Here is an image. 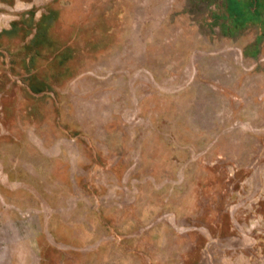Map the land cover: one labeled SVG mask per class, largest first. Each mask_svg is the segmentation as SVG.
I'll return each mask as SVG.
<instances>
[{
	"label": "rangeland",
	"instance_id": "obj_1",
	"mask_svg": "<svg viewBox=\"0 0 264 264\" xmlns=\"http://www.w3.org/2000/svg\"><path fill=\"white\" fill-rule=\"evenodd\" d=\"M49 7L70 76L0 48V264H264V0H0V31Z\"/></svg>",
	"mask_w": 264,
	"mask_h": 264
},
{
	"label": "trees",
	"instance_id": "obj_2",
	"mask_svg": "<svg viewBox=\"0 0 264 264\" xmlns=\"http://www.w3.org/2000/svg\"><path fill=\"white\" fill-rule=\"evenodd\" d=\"M1 1L9 4L14 2V0L11 2L7 0ZM27 15L28 17L26 18ZM35 15L36 11L34 9L29 12H23L20 20L12 22L11 28L1 30L0 48L4 45V36L9 38L22 36V39L25 40L31 35V38L26 43L15 50H10L9 53L12 55H16L19 52L25 53L23 64L30 73L27 77V84L32 93H42L53 89L51 84H54V79L62 82L63 78L71 75V73L68 74L71 70L67 63L72 58L73 49L69 46H64V43L52 32V28L58 20V11L49 7L48 11L42 13L38 19L35 18ZM48 55L52 56L51 70H54V72L50 73L47 71L43 72L38 66L41 57H48Z\"/></svg>",
	"mask_w": 264,
	"mask_h": 264
}]
</instances>
